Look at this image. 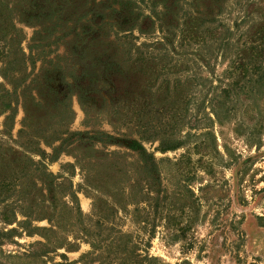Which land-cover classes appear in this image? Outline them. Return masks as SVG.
Returning <instances> with one entry per match:
<instances>
[{"label":"rangeland","instance_id":"rangeland-1","mask_svg":"<svg viewBox=\"0 0 264 264\" xmlns=\"http://www.w3.org/2000/svg\"><path fill=\"white\" fill-rule=\"evenodd\" d=\"M5 91L0 264H264V0H0Z\"/></svg>","mask_w":264,"mask_h":264},{"label":"trees","instance_id":"trees-1","mask_svg":"<svg viewBox=\"0 0 264 264\" xmlns=\"http://www.w3.org/2000/svg\"><path fill=\"white\" fill-rule=\"evenodd\" d=\"M3 78H5V74H1ZM25 81V79H24ZM145 93H148V98H151V96L153 95L152 92H147L145 89L144 90H140L138 93L136 92V95L135 96H139V98H147L143 95H145ZM8 93L7 91H5V95H2L0 94V115L4 114L5 118L6 119H9L11 117V113H13L14 111V106L12 105V102L11 100H6L4 96H7ZM39 95V94H38ZM109 95V94H108ZM134 97L133 94H131V98L128 99V97L124 96L123 98V102H127V105L128 106H132L131 104H134V102H132V98ZM40 99H42L40 97ZM36 107L40 106V104H35ZM134 107H136V105H133ZM38 109V108H37ZM25 110V108H24ZM36 110H34L35 112ZM70 112V110H68V113ZM25 113L27 114L28 111L25 110ZM71 114V112H70ZM176 112L175 110L172 112V116H176ZM37 117L35 116V114L32 115V117ZM33 119V118H32ZM34 123L37 124V121L36 120H33ZM65 133V132H62V134ZM55 135V134H54ZM40 138H36L35 140V143L40 144V143H43V144H48L50 142H48L46 140V137L47 136H39ZM147 139V138H146ZM160 146L161 148H159V150L161 151H165V150H173V149H176L180 146L179 143H174V144H170L168 146H164L163 144L161 145V142H160ZM128 149L132 150V151H136V152H139L142 156H148L149 158L153 159L152 155L151 154H148L146 152V150L143 148L142 144L140 141L138 140H135V139H130L128 140V144L126 146ZM10 151V150H9ZM11 152V155L10 156H13V157H9L7 155V152H6V149H0V187H7L8 185L10 184H16L18 182V185L20 184L19 181L25 177H28L30 175V172L27 171V168L28 165H26L27 163H24V162H20L22 160H26L25 162L29 161V164L30 165H33L34 168L33 170L34 171H37L39 169V166H42V163L41 162H34L30 159V157H28L26 155V153L24 154H18V152H13L12 150L10 151ZM41 153L43 154V152L41 151ZM21 163L23 165H21ZM44 173V172H43ZM46 176H50L52 178V174L50 173H45ZM38 177V178H36ZM35 178L32 176V178L29 177V180L31 181V183L33 184V186H37V183L36 181H42L41 185L39 186L40 188L43 187L45 184L43 182V179L40 178V176H36ZM48 190H51L50 189V186L48 185ZM132 263L130 264H134L135 261L134 260H131Z\"/></svg>","mask_w":264,"mask_h":264}]
</instances>
